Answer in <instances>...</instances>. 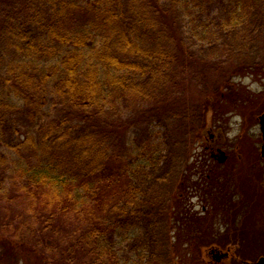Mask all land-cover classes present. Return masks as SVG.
<instances>
[{
	"label": "trees",
	"instance_id": "obj_1",
	"mask_svg": "<svg viewBox=\"0 0 264 264\" xmlns=\"http://www.w3.org/2000/svg\"><path fill=\"white\" fill-rule=\"evenodd\" d=\"M263 65L264 0H0V188L44 211L0 238L173 264L203 97Z\"/></svg>",
	"mask_w": 264,
	"mask_h": 264
},
{
	"label": "rangeland",
	"instance_id": "obj_2",
	"mask_svg": "<svg viewBox=\"0 0 264 264\" xmlns=\"http://www.w3.org/2000/svg\"><path fill=\"white\" fill-rule=\"evenodd\" d=\"M252 71L234 74L221 82L218 92L203 97L206 120L196 148L200 163L193 164L194 170L184 183L183 193L177 188L183 205L191 210L190 215L185 213L179 220L173 219L171 234L175 237L172 239L175 245L180 244L177 246L180 251L173 252V264H250L264 255V159L259 125V116L264 112V65L261 71ZM220 76L223 75L216 74L211 83L216 85ZM218 148L227 151L226 160L220 158L222 154L218 157L221 152ZM212 149L218 153L217 156H211ZM257 156L260 160L256 159ZM208 158L214 164H207ZM202 166H212L218 175L223 173L216 187L207 184L203 196L195 190L194 184V180L199 179L196 170ZM20 182L12 180L13 191L10 194H3V185L0 188V226L3 221L18 225L20 221L35 220V216L44 213L35 205L33 207L26 196L20 197L15 188ZM205 204L209 212L206 221L201 223L199 217H193V212L202 213ZM32 224L34 227L38 225ZM179 229L180 238L175 233ZM244 234L247 243L244 242ZM7 236V240L0 238V264L63 263L55 253L38 247L35 239L27 234L24 236L31 238L32 243ZM224 251L228 254L223 256L221 253ZM183 254H186L187 262L193 255L201 260L185 263ZM216 254H219V259H216Z\"/></svg>",
	"mask_w": 264,
	"mask_h": 264
},
{
	"label": "flooded vegetation",
	"instance_id": "obj_3",
	"mask_svg": "<svg viewBox=\"0 0 264 264\" xmlns=\"http://www.w3.org/2000/svg\"><path fill=\"white\" fill-rule=\"evenodd\" d=\"M219 151H222L224 149L222 148H218ZM227 152V151H226ZM221 154V152H220ZM220 154L218 155V153H215L214 150L212 149L211 151V156H217L218 157L220 156ZM228 154V153H227ZM221 158V157H220ZM219 158V159H220ZM201 171V172H199ZM196 174L197 176L199 175V179L198 180H194V184H195V190L196 191H199V193L202 195H205L206 193V189L208 188L207 184L211 185L212 184V187H216L217 184H219V181L223 178L221 176H218V172L217 171H213V168L212 166H207L206 168H204L203 166L201 167L200 170H196ZM218 176V177H217ZM216 190V189H214ZM191 195V194H190ZM202 195V196H203ZM193 211V210H192ZM201 212H193V217L194 216H197L199 217V220L201 221V223L203 221H206L205 219L207 218L208 216V212H209V209L208 207L206 206V204L203 206V209L201 210ZM203 215V216H202ZM230 249V248H229ZM225 253H221V255H225L226 254V251H224ZM215 253V252H214ZM219 254H216V259H219L220 257L218 256Z\"/></svg>",
	"mask_w": 264,
	"mask_h": 264
},
{
	"label": "water",
	"instance_id": "obj_4",
	"mask_svg": "<svg viewBox=\"0 0 264 264\" xmlns=\"http://www.w3.org/2000/svg\"><path fill=\"white\" fill-rule=\"evenodd\" d=\"M260 130L262 134V146H261V155L264 158V112L259 116ZM226 155L222 158L224 160ZM251 264H264V256H261L257 261L252 262Z\"/></svg>",
	"mask_w": 264,
	"mask_h": 264
}]
</instances>
